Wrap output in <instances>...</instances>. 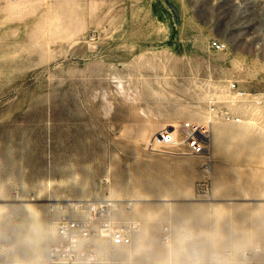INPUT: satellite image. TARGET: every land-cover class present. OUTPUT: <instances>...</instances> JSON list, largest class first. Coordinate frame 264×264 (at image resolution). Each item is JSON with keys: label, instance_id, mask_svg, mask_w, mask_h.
<instances>
[{"label": "rangeland", "instance_id": "obj_1", "mask_svg": "<svg viewBox=\"0 0 264 264\" xmlns=\"http://www.w3.org/2000/svg\"><path fill=\"white\" fill-rule=\"evenodd\" d=\"M228 81L264 93V0H0V264H46L64 203L108 198L139 222L99 247L118 264H264V106L212 117L211 173L131 128L207 120Z\"/></svg>", "mask_w": 264, "mask_h": 264}, {"label": "built area", "instance_id": "obj_2", "mask_svg": "<svg viewBox=\"0 0 264 264\" xmlns=\"http://www.w3.org/2000/svg\"><path fill=\"white\" fill-rule=\"evenodd\" d=\"M213 48L225 50L228 44L214 40ZM218 92L209 94L207 109L214 118L240 123L244 120V109L264 106V93L242 91L237 82L217 84ZM225 98H220L219 95ZM213 122L185 120L177 130L163 128L152 136L147 149L153 152L198 156L203 158V168L212 170ZM195 144V147L193 146ZM199 199L213 198V181L209 176L196 184ZM118 206L110 201H87L75 205L56 222V237L46 252V264H118L119 260L99 250L101 244L110 249L130 245L139 229L135 220L122 221L117 216ZM84 214V215H83ZM170 227H164L162 236L169 239Z\"/></svg>", "mask_w": 264, "mask_h": 264}, {"label": "bare ground", "instance_id": "obj_3", "mask_svg": "<svg viewBox=\"0 0 264 264\" xmlns=\"http://www.w3.org/2000/svg\"><path fill=\"white\" fill-rule=\"evenodd\" d=\"M147 115V114H146ZM148 116V115H147ZM144 117H145V115H144ZM153 118H151L152 120H150V122L152 121L153 122V124H151L150 123V125H149V127L152 125V128L151 129H149V128H147L146 127V125H138L137 123V125L136 126H132L131 128H133L132 130L134 131V141H136V143L137 144H139V145H143V144H145V142L146 141H148V139H150V137H152V136H154V135H156V134H158L163 128H169V129H171V130H177L178 129V127L180 126V123H179V121L178 120H176V119H170V120H162L161 118L162 117H160V116H157V115H154V116H152ZM148 118V117H147ZM147 118H146V120H147ZM196 117H193V119H195ZM198 118V117H197ZM209 120H211L212 121V117L210 116L209 118H208ZM149 120V119H148ZM146 123H148V121H146ZM159 123V124H158ZM134 124V123H133ZM133 124H131V125H133ZM142 124V123H141ZM144 124V123H143ZM129 126V125H128ZM216 129L218 130V133L219 134H224L225 132H226V130H225V128H223V127H216ZM230 133V132H229ZM226 134V133H225ZM227 135H228V133H227ZM146 146V145H145ZM213 200H216V198L214 197V198H212ZM48 200H55V199H48ZM71 201H67L68 203H64V204H68V205H72V204H74V205H77V204H79L78 202H77V200H79V199H70ZM85 200V199H84ZM88 201H91L90 199H87ZM105 200H107V201H110V202H112L114 205H116V206H118L120 203H119V201L121 200V199H118V198H108V199H105ZM211 200V199H210ZM219 200V199H218ZM83 202H87V201H83ZM80 203H82V202H80ZM84 215V214H83ZM114 249H112V251H113Z\"/></svg>", "mask_w": 264, "mask_h": 264}, {"label": "snow or ice", "instance_id": "obj_4", "mask_svg": "<svg viewBox=\"0 0 264 264\" xmlns=\"http://www.w3.org/2000/svg\"><path fill=\"white\" fill-rule=\"evenodd\" d=\"M193 146L195 147V144H193Z\"/></svg>", "mask_w": 264, "mask_h": 264}]
</instances>
